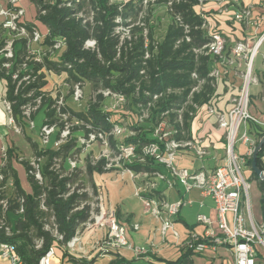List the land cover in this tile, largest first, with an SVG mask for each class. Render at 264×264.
<instances>
[{
  "label": "trees",
  "instance_id": "1",
  "mask_svg": "<svg viewBox=\"0 0 264 264\" xmlns=\"http://www.w3.org/2000/svg\"><path fill=\"white\" fill-rule=\"evenodd\" d=\"M206 1L157 0L154 4L148 5L145 14L144 0H131L123 5H110L108 0H31L37 9V19L48 31L39 46L46 49L59 39L65 40V46L53 55L43 57L40 63H36L30 59L28 40L14 39L13 58L6 60L0 57V65L10 63L9 70H0V79L5 80V100L11 103L16 124L24 127L28 124L22 115V108L41 98L39 111H42L44 116L42 126H54L55 139H58L65 124L77 122L79 126L70 128L69 137L58 148L38 149L36 145L32 146L35 158H44L43 163L39 165L41 182L35 179L30 162L19 160V155L13 149H7L2 159L0 244L13 245L21 264H38L41 256L50 247L61 249L63 256H68L66 244L90 218V208L85 204L87 195L78 194L79 189L70 191L75 175L73 173L64 175L67 172L64 163L79 149L78 137L89 132L107 134L114 126L111 120L113 113L106 110L107 99L97 94L98 91L110 90L122 94L133 105L151 109V119L147 127H134L135 134L124 138L120 144L113 137H109L112 149L116 150L119 145H132L139 155L142 146L155 142V139L149 137L164 116L174 128L175 140H190V122L195 109L189 106L184 108L185 104L191 102L199 107L208 102L211 93L209 55L196 52L201 51L210 42V37L202 29L205 20L197 11L200 2ZM160 4L166 6L168 24L161 40L157 42L150 24V13L151 7ZM12 8L10 7L11 10ZM118 19L119 22L116 23ZM20 25L29 37L37 31L31 23L25 22ZM120 26H130L129 38L122 42L120 33H116V28ZM144 30H147L146 37L143 34ZM5 33L6 30L0 25V48L10 38V34ZM187 37L189 42L186 41ZM88 40L95 42L93 50L84 48ZM146 52L149 54L147 59L144 58ZM23 64L26 68L21 75H29V80L16 90V83L12 82L11 74L18 71ZM65 81H70L72 85L88 82L95 95L82 111H73L63 104L59 111L65 116V119H62L58 116L55 104L59 99L58 89ZM199 85V91H193ZM178 111L182 112L181 116H178ZM33 118L31 116L32 120ZM247 130L257 142L264 135V129L252 122H248ZM263 152L264 146L257 158L260 170H263L261 166ZM57 159L61 160L60 171L53 169ZM251 159L250 157L247 160V166L252 179L258 182L264 222V181H259L252 172ZM12 160L23 167L31 194H26L22 190ZM105 164V159L99 160L95 165L87 163L86 173L88 175L95 171L102 173ZM123 167L135 174L141 172L150 174L159 168L152 159H145L143 163L135 160L124 164ZM9 181H12V189H8ZM143 196L160 199L157 191H151ZM1 203H5V207ZM82 204L84 205L81 206ZM47 214L53 219L55 226L53 230H48L44 226ZM55 233L61 240L56 239ZM180 253L177 261L165 264H191L190 260L194 253L190 237L180 247ZM95 261V258L79 259L73 263L93 264ZM109 264H130V261L116 258Z\"/></svg>",
  "mask_w": 264,
  "mask_h": 264
},
{
  "label": "built area",
  "instance_id": "2",
  "mask_svg": "<svg viewBox=\"0 0 264 264\" xmlns=\"http://www.w3.org/2000/svg\"><path fill=\"white\" fill-rule=\"evenodd\" d=\"M20 0H8L9 7L2 6L0 4V17L4 19L1 24L2 28L10 34L9 40L5 42V45L0 48V57L6 60L13 58L12 44L14 39L26 38L28 40V49L30 59L36 63H40L46 55H53L65 46V40L59 39L52 46L43 48H33V44H40L45 36L38 31H34L32 36L29 37L23 26L20 25V19L24 15V11L16 6ZM131 0H108L110 5H123ZM157 0H144L145 4H154ZM219 4H223L226 0H215ZM170 3H168L169 5ZM203 3L200 2V5ZM166 7V6H165ZM233 18L236 21L244 22L251 26L257 27L258 21L253 17L250 8H243L240 11L234 13ZM119 22V19L116 23ZM206 23L202 29H206ZM129 27H117L116 33L120 34V41L125 38H129ZM209 37L210 42L205 45L201 51L205 55H211L213 57H221L225 51V40L223 37L211 30L204 31ZM125 34V35H124ZM144 37L147 35V30L143 32ZM264 40V32L260 35L258 41L253 45L247 42H238L233 47L232 52L238 59L245 61V70L241 76L242 83L239 89V93L232 99V108L227 113L228 120L225 119L223 114L216 115L218 125L225 129V146H224V163L222 166L217 167L213 172L206 173L204 171L190 173L186 169H179L175 166L174 160L176 155L180 151L190 152L197 160H202L207 155V151L199 142L191 140H175L171 138L172 133L164 132L166 124L160 121L157 127L154 128L153 137L155 142L146 144L141 147L140 154L137 155L135 147L132 145H119L116 149V157L110 163L109 151L110 148L109 137H120L124 135L121 128L113 126L111 131L107 134L102 132H89L86 135H81L77 138V144H79L84 150L88 149L93 143L99 141L104 147L97 162L101 159H105L106 164L104 169H125V171L133 179H139L144 176V173H133L130 170L123 167L124 164H129L132 161L138 160L143 163L145 159H152L156 164L164 167L169 173L180 182L184 188L185 193L196 189L201 196L209 197L215 208V220H211L205 215H198L196 217L197 224L205 228L201 236L190 235L193 241V253L202 254L207 249L215 250L217 247H226L234 260V264H257L258 259H264V222L256 224L253 220L251 213V206L249 201L250 184L244 177V171L248 169L247 160L249 158L243 157L236 151V144L241 143L247 145L248 155L251 157L255 148V141H253L247 130L248 122L256 123V120L249 114L248 106L250 102L249 87L253 83H256V78L252 74L253 59L256 54L258 45ZM189 42V38H186ZM147 45V41H145ZM145 45V46H146ZM95 42L88 40L84 44L85 49L93 50ZM145 59L149 58V54L145 53ZM26 66L23 64L21 68L11 74L13 83H16V90L22 83H28L29 75H21ZM10 69V63H3L0 65V70ZM83 84L75 83L72 86L71 99L74 103H81L83 100ZM97 94H101L104 98L110 101L111 105L106 107V110L113 112L118 107L122 106L126 99L122 94L114 93L110 90L98 91ZM156 98V97H154ZM41 98H37L33 103H28L22 108V115L25 117L26 122L30 128H33V120L31 119V112L36 111L40 107ZM3 105L8 115L7 126L19 134V129L13 118L11 103L7 100H3ZM31 106V107H30ZM56 110L58 116L65 119L63 114H60V108L63 106L62 98L56 101ZM210 113H213L210 110ZM180 119V118H179ZM72 126H79V123L65 124L64 129L60 132L58 139L54 142V147L62 145L70 135V128ZM90 129L89 126H86ZM55 133L54 126H42L41 138L44 146H47L50 142V136ZM3 157H5V151H2ZM40 159L30 161V165L34 169V177L41 182L42 178L39 172V165L36 162ZM71 170L77 165L75 161L68 159ZM35 164L37 166H35ZM2 175H0V181ZM143 188H137L135 196L140 199L146 212L150 213L154 218L160 221V233L162 237H165L168 233H171L173 237H177V233L173 229V223L171 218L179 213V210L185 205L184 201L180 200L175 203H165L158 198H147L143 195L147 192L155 191L152 183H146ZM9 186L12 185V181H9ZM143 194V195H141ZM99 200L97 206V213L92 214L83 227L86 231L99 229L103 230L104 234L100 240L96 241L93 245V251L97 256H105L110 251H116L121 248H127L132 250L135 257L143 259L147 262L152 257L150 250L140 247H131L125 237V230L123 226L117 221L114 213L106 211L102 205V198L100 192H98ZM5 207V203H1ZM99 209V210H98ZM215 225V230L212 226ZM134 230H137V225L133 226ZM8 233V229H6ZM76 233L75 237L71 239L66 247L73 249L75 244L79 242V235ZM57 240H61L60 236H57ZM0 257L9 262V264H21V259L18 256L15 247L10 244H0ZM55 257V248L50 247L38 261V264H51Z\"/></svg>",
  "mask_w": 264,
  "mask_h": 264
},
{
  "label": "crops",
  "instance_id": "3",
  "mask_svg": "<svg viewBox=\"0 0 264 264\" xmlns=\"http://www.w3.org/2000/svg\"><path fill=\"white\" fill-rule=\"evenodd\" d=\"M19 3H21V9L24 11L20 22L25 23L28 21L25 9L29 7V3L27 0H20ZM0 4L10 8L8 0H0ZM243 8L251 9L253 17L258 21L257 27L236 21L233 18L234 13ZM197 11L205 20L206 29L215 31L223 37L225 40V51L221 57L209 55L211 93L206 104L195 107L190 122V140L199 142L207 151V155L200 161L195 159L190 152L180 151L176 155L174 163L177 168L186 169L190 173L198 171L211 173L224 163L226 131L218 125L216 115L223 114L225 119L228 120L227 113L233 106L232 99L239 93L242 83L241 76L245 70V61L238 59L233 54L232 49L238 42H247L253 45L264 32V0H226L223 4H219L215 0H207L198 7ZM166 20L168 22L167 15ZM3 21L4 19L0 17V25ZM34 26L40 34L44 35L47 33L44 28L37 25ZM5 34L9 35L7 31ZM32 47L42 48L35 46V44ZM252 74L256 78V83L249 87L250 102L248 112L256 120L254 124L264 129V40L258 45L254 56ZM5 93V80L0 79V167L3 164L2 151L6 152L7 149H13L19 156L23 155L30 158L33 154V145H36L38 149L54 147L53 144L56 140L55 135H53L49 144L44 146L28 136L26 132L28 125L22 127L23 136L9 128L7 126L8 115L3 105ZM210 110L213 113H210ZM163 120L166 121L168 131L173 135L175 133L174 128L168 122L167 117L164 116ZM134 134V132L130 133L123 139ZM249 136L255 141L256 145L260 141L257 142L253 135ZM149 138L154 139L152 135ZM77 147L88 154L92 152L94 155H98L101 150L99 145L96 148L98 151L94 150L93 144L85 150L79 144H77ZM235 148L239 155L250 158L247 145L237 143ZM40 160H44V158ZM12 165L22 190L26 194H31V188L27 182L23 167L15 160H12ZM158 166L157 171L150 174L141 172L144 173V176L135 180L129 174H121L118 168L108 170L103 168L101 180H97L93 173L90 175L91 185L97 192H100L105 210L117 215L118 222L125 230V237L129 245L150 250L152 258L149 262L143 259H134V253L127 248L110 251L103 257L96 256V252L92 250L93 245L101 239L104 231L94 229L83 232L79 242L75 244L73 249L66 247L65 250L68 256H63L61 249L60 251L55 250V257L51 264H74V260L95 258L97 261L105 257H107V264L116 258L130 261V264H135L138 260L141 261V264H165L177 261L181 254L180 247L190 235L201 236L205 230L203 226L197 224L196 217L205 215L214 221L215 208L213 201L209 197L201 196L198 190L194 189L189 193H185L180 182L167 169L160 165ZM261 166L263 167L262 171H264V152L261 156ZM136 182H140L141 185L139 187L142 188L146 183H152L155 191L160 195L159 200L165 203L171 204L180 200L184 201L185 205L179 210V213L171 218L177 237H173L171 233L162 237L160 221L145 211L140 199H137L134 194ZM260 199L261 197L256 199V207L259 208L257 219L252 214L256 224L263 222ZM135 225H137V230L133 229ZM212 228L215 230V225ZM132 257L134 260H132ZM190 261L191 264H234L233 257L226 247H217L215 250L207 249L202 254H193ZM0 264H9V262L0 257ZM257 264H264V259H258Z\"/></svg>",
  "mask_w": 264,
  "mask_h": 264
},
{
  "label": "rangeland",
  "instance_id": "4",
  "mask_svg": "<svg viewBox=\"0 0 264 264\" xmlns=\"http://www.w3.org/2000/svg\"><path fill=\"white\" fill-rule=\"evenodd\" d=\"M27 2L29 3V7H26V9H25L26 13H27L26 17L28 19L27 22H29L33 25H37V26L42 27L45 30H47L46 26L40 20L37 19V9H36L35 5L31 2V0H27ZM20 4L21 3H19L18 7L21 8ZM148 5L149 4H145L144 12L148 8ZM85 10H86V12L88 11L87 8ZM145 14H146V12H145ZM166 15H167V13H166L165 5L160 4V5H155V6L151 7L150 24L153 28L154 39L157 42L161 40V38L163 36V32H165V29L167 28L168 22L166 20ZM120 34L122 35L123 33H120ZM36 45L39 46V44H37V43L35 44V46ZM52 83H53V81H52ZM200 85L198 88L194 89L193 91L198 92L200 89ZM72 86L73 85L70 81L63 82L61 84L60 88L58 89L59 98H62L63 104H65L67 107H69V109L76 111V112L82 111L84 109V107L87 105V103L91 99H93V96L95 95V93L93 92L91 85L88 82H84L83 87H82L83 100L81 101V103L77 104V103H74L71 99ZM55 87H57V86H55ZM52 91H53V89H52ZM170 93H168V94H170ZM110 105H111V103L108 100L107 106H110ZM188 106L191 108H194V109L196 107V105H194L193 103L187 102L185 104L184 108H186ZM112 113L113 114L111 116V120L114 122V126L121 128L122 131L124 132L123 136L114 137V139H116L119 144L123 140V137L128 136V135H130V133L132 134L134 132V130H133L134 127H147V125H149V121L151 119L150 118L151 117V109L150 108H145V107L139 106V105L138 106L133 105L129 99H126L125 103L122 106L118 107L116 110H114ZM181 113H182L181 111H178L177 112L178 116H181ZM31 114H32V117H34L33 118L34 127L30 129V127L28 126L26 128V132H27L28 136L31 137L35 142H37L38 144H41V143L43 144L42 138H41V126H42V121H43V113H42V111H39V108H38V109H36V111L31 112ZM160 121H163L166 124L164 132L169 133L170 131H168V124L166 123L165 120H163V117L161 118ZM17 127L19 129V134H21L23 136L24 134H23L22 126L17 125ZM156 127H157V125L155 126V128ZM53 135H55V133ZM52 136H50V140H51ZM152 136H153V134H152ZM98 145H99V147L101 146V150H100L98 155L97 154L94 155L92 152L88 154L85 151H82L81 149L74 151L71 158H69L71 161L76 162L77 166L74 169L71 170V167H70V164L68 163V160L64 163V167L67 170L66 174H64V175H67V173H68V175H70L69 173H71V174L73 173L75 175V177H73L74 182L70 185V191L73 192V191H75V189H79L77 192L78 194L86 193V195H87L88 199L85 202V204L88 205L90 208V218H91L92 214L95 215L97 213V206L96 205L98 204L99 200L97 199L98 192L91 185L90 175H88L86 173L85 166L87 163H90L91 165L96 164L97 159L100 157L101 152L104 150V147H102V145L99 141H96L95 143H93L94 150L98 151V149H96V148H98L97 147ZM108 151H109L108 152L109 153V161H110V163H114L113 161L115 160V157L117 154L116 150L112 149L110 146V148L108 147ZM95 156H97V157L95 158ZM19 158H20L19 160H24V161H28V162L35 160L34 154H32L30 158H27L23 155H20ZM41 163H43V160L36 162V164H38V165H41ZM36 164H35V166H37ZM60 165H61V160L57 159L55 161V165L53 166V169L60 171L61 170ZM76 169H78V170L76 171ZM119 170H120L121 174H123V173L128 174L125 171V169H123V168L119 169ZM93 175L97 178V180H101L102 173L95 171V172H93ZM244 177H245V179L248 180V183L250 184L249 201H250V206H251V212L253 214V217L255 219H257L258 213H259V208L256 207V199L261 197V192H260L259 187H258V182L256 180L252 179L250 170L244 171ZM133 180H135V179H133ZM140 185H141L140 182L139 183L136 182L135 183L136 189L140 188L139 187ZM144 186H146V185H144ZM9 188L12 189V186H9V182H8V189ZM135 190H134V194L136 192ZM141 195H143V194H141ZM258 203H259V201H258ZM83 205L84 204H82L81 206H83ZM102 205H103V203H102ZM42 209L44 210V208H42ZM114 215L118 221L117 215L115 213H114ZM44 224H45L44 225L45 228L48 230L55 229V226L53 224V219L51 218V216L49 214L46 215L45 220H44ZM84 228L85 227H83V225H82L78 229L77 235H79V237L81 236V234L83 232L86 231ZM55 250L60 251V249H58V248H56ZM106 258L107 257H105L104 259H98L97 261L94 262V264H107L108 261ZM134 259H136V257H134ZM134 259L132 257V260H134ZM135 264H141V261L138 260V261H136Z\"/></svg>",
  "mask_w": 264,
  "mask_h": 264
},
{
  "label": "water",
  "instance_id": "5",
  "mask_svg": "<svg viewBox=\"0 0 264 264\" xmlns=\"http://www.w3.org/2000/svg\"><path fill=\"white\" fill-rule=\"evenodd\" d=\"M263 146H264V135L260 139V141L257 143V145L255 146L253 153H252V157H251L252 158L251 159V170L259 181H264V171L260 170L257 166L258 154L262 150Z\"/></svg>",
  "mask_w": 264,
  "mask_h": 264
}]
</instances>
